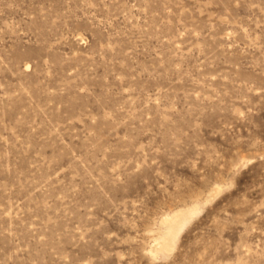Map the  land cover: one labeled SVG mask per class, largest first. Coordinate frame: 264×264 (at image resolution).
Returning a JSON list of instances; mask_svg holds the SVG:
<instances>
[{"label":"rangeland","instance_id":"obj_1","mask_svg":"<svg viewBox=\"0 0 264 264\" xmlns=\"http://www.w3.org/2000/svg\"><path fill=\"white\" fill-rule=\"evenodd\" d=\"M0 264H264V0H0Z\"/></svg>","mask_w":264,"mask_h":264},{"label":"bare ground","instance_id":"obj_2","mask_svg":"<svg viewBox=\"0 0 264 264\" xmlns=\"http://www.w3.org/2000/svg\"><path fill=\"white\" fill-rule=\"evenodd\" d=\"M182 213L184 214V211L175 212L172 216L167 217L165 220H167V221L168 220H176V221H178L177 219L179 218L180 214H182ZM162 248H164V247H162Z\"/></svg>","mask_w":264,"mask_h":264}]
</instances>
